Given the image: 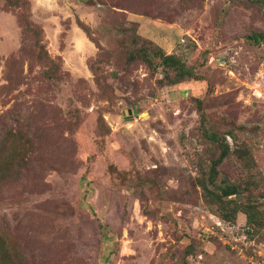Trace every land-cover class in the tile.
<instances>
[{
    "label": "rangeland",
    "instance_id": "rangeland-1",
    "mask_svg": "<svg viewBox=\"0 0 264 264\" xmlns=\"http://www.w3.org/2000/svg\"><path fill=\"white\" fill-rule=\"evenodd\" d=\"M146 41L201 65L206 81L160 87V69L131 58ZM197 99L209 125L243 128L236 144L250 147L260 185L234 157L217 183L238 180L240 200L264 211V8L0 0V139L22 164L0 188L5 241L29 264H264V234L249 238L246 215L225 222L202 198L212 149Z\"/></svg>",
    "mask_w": 264,
    "mask_h": 264
},
{
    "label": "trees",
    "instance_id": "trees-1",
    "mask_svg": "<svg viewBox=\"0 0 264 264\" xmlns=\"http://www.w3.org/2000/svg\"><path fill=\"white\" fill-rule=\"evenodd\" d=\"M227 2H249L264 8V0H226ZM250 36V35H249ZM251 41L260 42L263 39V34H254L250 36ZM134 43L140 44L139 40H134ZM39 54L41 57L49 59L44 46L37 43ZM42 52V53H41ZM133 60L142 61L153 73L159 69L162 77L158 80L160 87H172L184 83L186 81L205 82L206 76L201 65L188 64L187 60L176 54H166L161 48L154 46L146 41L145 44L136 49L131 54ZM51 61V62H50ZM48 65L51 68L47 71V77H56L55 75L62 72L61 65H57L50 60ZM52 75V76H51ZM199 118H200V136L203 144H208L211 151L207 152L211 155L209 158V170L205 169L204 165L199 168L202 171V176L198 178V187L201 188L202 198L209 207L212 213L219 216L225 222H236V217L239 213L246 215V235L249 238H254L259 234H264V211L259 208L262 204L248 203L240 200L242 195V186L238 180L232 178H224L218 184L220 172L218 167L229 158H235L243 164L245 169V177L247 185L257 187L259 184L258 175L255 172L256 162L247 144L238 146L237 141L242 127L234 125L222 129L208 124L207 113L204 110L202 101L196 100ZM4 137V136H3ZM3 137L0 139V188L16 178L20 172L19 168L21 160L17 157L19 151L17 147L7 146L3 142ZM230 137L235 142V147L232 148L227 138ZM9 234L0 233V264H29L25 253L19 250L12 244L7 242L6 237Z\"/></svg>",
    "mask_w": 264,
    "mask_h": 264
}]
</instances>
